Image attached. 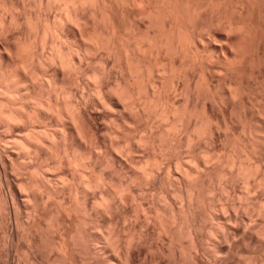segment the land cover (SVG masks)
<instances>
[{"label":"bare ground","instance_id":"1","mask_svg":"<svg viewBox=\"0 0 264 264\" xmlns=\"http://www.w3.org/2000/svg\"><path fill=\"white\" fill-rule=\"evenodd\" d=\"M0 138V264H264V0H0Z\"/></svg>","mask_w":264,"mask_h":264},{"label":"rangeland","instance_id":"2","mask_svg":"<svg viewBox=\"0 0 264 264\" xmlns=\"http://www.w3.org/2000/svg\"><path fill=\"white\" fill-rule=\"evenodd\" d=\"M20 1H23V0H20ZM34 7H36V6H34ZM34 7H32L31 9H32V10H35ZM36 9H38V8H36ZM20 11H21V10H20ZM20 11L18 10L17 12L20 13ZM54 13H55V11H54ZM56 13H58V12L56 11ZM20 14H21V13H20ZM14 26L16 27V25H13V28H14ZM20 27H21V26H20ZM20 27H19V26L16 27V30L13 29V32L15 31V33H16V31H17V33H19V32L21 31L20 29H22L23 26H22L21 28H20ZM17 28H20V29L18 30ZM17 33H16V34H17ZM5 36H6V38L9 37L8 34L5 35ZM92 56H93V55H92ZM21 59H23L22 56H21ZM21 59H20V57H18L17 60H18V61L20 60L18 64H21V63H22L21 61H24V59H23V60H21ZM262 61H263V60H262ZM262 61H261V66H262V63H263ZM98 62H99V61H97V63H98ZM256 63H257V64H256L257 66L255 65V67H257V68L260 67V66H258V65H259V61H258V60L256 61ZM98 64H99V65H98ZM98 64H94V63H93V64L90 65V67L92 68V66H93V68H94V67H95L94 65H97V67H98V66H99V67L101 66L100 68H102L103 65H101L100 62H99ZM214 65H215V64H214ZM111 66H112V67H111ZM111 66H109V68H110V67L112 68V69L110 68L109 75L113 77L114 75L118 74V72H119L120 70H119L117 67H116V69H115V66L112 65V64H111ZM99 67H98V68H99ZM117 69H118V71H117ZM255 69H256V68H255ZM258 69H259V68H258ZM115 70H116V71H115ZM113 71H114V72H113ZM110 73H111V74H110ZM114 73H115V74H114ZM119 73H120V72H119ZM217 77L219 78L218 75H217ZM217 77L215 78L216 80L218 79ZM215 79H214V80H215ZM110 80L112 81V79H110ZM216 80H215V84H216V85H218V84L224 82L223 79H222V80H223L222 82L219 81V80H221V78L218 79L217 81H216ZM249 80L251 81V83H252L253 81H254L253 83H255V76H251L249 79L246 80V82H247V81L250 82ZM246 82H244V83H245V84H244V85H245V86H244L245 88H247L248 85H249V84H246ZM251 83H250V84H251ZM223 84H224V83H223ZM223 84H220V85L222 86ZM78 86H79V85H78ZM78 86L76 85V87H78ZM246 86H247V87H246ZM249 86H251V85H249ZM254 86H255V84L253 85V88H252V86H251V87H248V88L251 89L250 91H252V90L254 91V92H252V93H254L253 95H255V94L258 95V94H257L258 92H257V90H256V88H255ZM82 88H83V89H82ZM248 88H247V89H248ZM78 89H79V91H81V92H82V90H83L84 92H85V90H86V92L88 91L86 88L84 89V87H79ZM249 89H248V90H249ZM248 90H247V91H248ZM250 91H248V93H249ZM255 91H256V92H255ZM84 92H83V93H84ZM86 92H85V93H86ZM252 93H251V94H250V93L248 94V98H249V95L252 96ZM256 97L258 98V96H255V99H256ZM178 98H180L178 101H180V100H182V101L185 100V97H184V96H179ZM251 98H252V97H251ZM253 99H254V98H253ZM253 99H251V100H249V101H251V103H252V102L255 101V100L252 101ZM182 101H180V102H182ZM183 102H184V101H183ZM252 104H254V103H252ZM216 106H217V105H216ZM103 108H105V107H102V108H101V107H100V108L97 107L96 109H93V111L95 110V112H96L97 114H100V117H101L99 120H97V125H98V127H99V128L101 127V128H100V131H99V132H101V133H98V138H99V141L101 142L99 146H101V145H103V144H106V141H105V140L108 139V137H109L107 131L104 130V128H105V126H108V124H109V122H110V120H111V119H110L111 117H109V115H110L111 113H113V111H112V112H111V111L108 112V110H105V109H103ZM220 108H221V107H220ZM102 109H103V110H102ZM221 109H222V108H221ZM221 109H219V110L221 111ZM215 110H216V112H220V111L218 110V106L215 108ZM110 112H111V113H110ZM107 113H108V114H107ZM103 114H104L105 117L102 116ZM105 114L107 115V117H106ZM218 114H219V113H218ZM220 114L223 115V113H220ZM110 116H112V114H111ZM107 122H108V123H107ZM234 123H235V128H236V126L238 127V125L240 126V124H238L237 121L234 122ZM236 124H237V125H236ZM132 125H133V124H132ZM132 125H131V126H132ZM128 126L131 127L130 125H128ZM134 126H135V125H133L130 129H131V130L135 129ZM132 128H133V129H132ZM223 128H224V129H223ZM223 128H221V134L224 135V136H225L226 133H227V134L230 133V132H228V131H231V132L233 131V129H229V130H227V128H226V129H225V127H223ZM238 128H239V127H238ZM1 129H2V128H1ZM102 129H103V130H102ZM136 129H137V126H136ZM2 130H3V129H2ZM105 131H106V132H105ZM1 132H2V131H1ZM3 132H4V131H3ZM225 132H226V133H225ZM4 133H6V132H4ZM4 133H3V134H4ZM106 133H107V134H106ZM6 134H7V133H6ZM227 134H226V135H227ZM101 137L103 138V140H102ZM1 139H2V138H0V149H1V147L4 149L5 146H7V145H5V146H4V145L1 146L2 144H6V143H4L5 141H1ZM101 140H102L103 142H102ZM104 141H105V142H104ZM117 141H119V139H117ZM2 142H3V143H2ZM206 143H208V142H206ZM206 143L204 142L205 146H206ZM8 146H9V145H8ZM207 146H208V144H207ZM102 147H103V146H102ZM184 149H186V150L184 151ZM184 149L182 148V151H183V152L180 150V154L183 155V156H186V157H187V156L189 155V153H188L189 150H188V148H186V147H185ZM104 150H105V149H104V147H103V149H101V151H104ZM187 150H188V151H187ZM1 151H3V150H1ZM1 151H0V152H1ZM181 152H182V153H181ZM184 152L186 153V155H184ZM135 155H136V154H135ZM135 155H134V156H135ZM137 156H140V155H136V157H137ZM102 163H103V164H102ZM99 166H100L101 170H102V168H104L105 171H106V169H108V167H105L106 165H105V162H103V161L100 162ZM116 166H117V165H116ZM111 169H112V168H111ZM111 169H108L107 172H109ZM129 171H130V169L128 170V172H129ZM23 210H24V209H23ZM24 212H25V211H24ZM24 212H23V211L21 212V213H22V214H21V218H22V216H23L22 219H24V218H25V219H24L23 221L20 220V223H21V222H22V223H21V226H20V228H19V230H18V232H20V235H21V236H19V239H17V240H18L17 242L19 243V244H18V251H19L18 253H19V254H17V255H18L19 257H18V256L16 255V253H15V256H13V257H15V258H14V264H31V260H32V258H33V256H30V259H28V258H29L28 255H32V252H31V250L29 249V248H30V246H29V244H28V243H29V238H26V237H28V236H27V235H25V236L23 235V233H24V234H27L26 232L28 231V229L25 228V226L27 227L28 225H27V223H25V222H26V221H29L28 218H26V216H27V215L25 214L26 212H25V213H24ZM24 214H25V215H24ZM21 218H20V219H21ZM2 219H5V218H1V217H0V242H1V243L4 241V239H5V237H6V236H4V235L6 234V232H7V230H8V229H7L8 226H6L4 220L2 221ZM99 219H101V218H99ZM135 219H136V218H135ZM135 219H134V218H131V220H130V218H129V219H127V221H126L125 223L123 222V221H125V220H122V222H123L124 224H122V222H121V224H119V230L121 229V230H122V233H123V230H124V229L122 228V225L124 226V225L127 223L125 226L127 227L128 230L130 229V231H132V230L135 231L136 229H139V231H141L142 228H141V225H140V224H142V220H144V218H143V219H142V218H141V219L139 218V219L141 220V222H137V223H139V224H137V226H136V224L133 223ZM139 219H137V221H140ZM45 220H46V219H45ZM47 220H48V221H47V223H48V222H49V219H47ZM101 220H102V219H101ZM23 222H24V224H23ZM45 222H46V221H45ZM100 223H102V221H101ZM100 223H99V224H100ZM135 223H136V220H135ZM22 224H23V225L26 224V225L23 226ZM102 224H103V223H102ZM130 224H131V225L134 224L135 226L132 225V228H131V227H130V226H131ZM22 226H23V227H22ZM128 226H129V227H128ZM142 226L144 227V228H143L144 231L147 230V228H145L146 226H144V225H142ZM126 227H124V228H125L124 231H126V233H127V232L130 233V235L127 234V237L131 236L132 233H133V234H134V233H135V234H136V233H139L138 230H136L135 232H134V231L129 232V231L126 230ZM136 227H137V228H136ZM134 228H136V229H134ZM2 229H3V230H2ZM21 229H22V230H21ZM26 230H27V231H26ZM93 231H94V232H93ZM93 231H91V232L93 233L94 236H95V235H99V234H101V233H98V229H96V230L93 229ZM95 231H97V233H95ZM100 232H101V231H100ZM126 233H125V234H126ZM125 234L123 233V235H125ZM23 236H24V238H23ZM157 236L159 237L158 240H157V238H158ZM21 237H22V238H21ZM48 237H49V236L47 235V239H48ZM125 237H126V236H125ZM160 237H161V235L159 236V234H158V235H156L155 238L152 239V241H151V242H152V243H151V246H153V247H149L150 244H148L149 246H147V244H146V246H145V245H142V248L140 247V249H141V250H140V255H139V257L137 258V261H138V262H136V264H146L147 261H148V259H146V257L150 256V255H148V254H153V251H154V254H158V253H157L158 251L156 252L155 250H156V248L158 247L159 244H160L159 246H161V243H162V242H161V241H162L161 239L164 240L163 236H162V238H160ZM26 239H27V240H26ZM47 239H45L46 242L50 239V237H49L48 240H47ZM20 241H21V242H20ZM164 241H166V240H164ZM50 243H51V242H50ZM50 243L48 242V244H50ZM155 243H156L157 245H156ZM158 243H159V244H158ZM166 243H167V241H166ZM166 243H164V244H166ZM152 244H153V245H152ZM20 245H21V246H20ZM46 245H47V243H46ZM162 245H163V244H162ZM156 246H157V247H156ZM0 247L2 248V245H1ZM46 247H47V246H46ZM155 247H156V248H155ZM1 248H0V249H1ZM27 248H28V249H27ZM1 250H2V249H1ZM26 250H27V251H26ZM48 250H49V247H48V249H46L44 252H48V253H49L50 251H48ZM29 251H30V252H29ZM27 252H28L29 254H28ZM148 252H149V253H148ZM151 252H152V253H151ZM147 253H148V254H147ZM25 254H26V255H25ZM154 254H153V255H154ZM43 255H46V254H43ZM47 255H48V254H47ZM47 255H46V257H48ZM107 255H109V254H107ZM0 256H1V253H0ZM16 256H17V257H16ZM20 256H21V257H20ZM24 256H25V257H24ZM109 256H110V255H109ZM109 256L106 257V255H105V258H106V259H105L104 257H102V258H103V260L105 259L106 262L108 261L107 264L115 263V262H112V261H113L112 256H110V257H109ZM163 256L165 257V259H162V260H164V261H163V264H167V262H166V261H167V258H166V257H168V253H167V255H163ZM27 257H28V258H27ZM31 257H32V258H31ZM46 257L44 256V258H46ZM3 258H4V257H3ZM109 258H110V259H109ZM111 259H112V261H110ZM1 260H2V259H1ZM3 260H4V259H3ZM3 260H2V261H3ZM15 260H16V261H15ZM28 260H30V262H29ZM46 260H47V259H46ZM146 260H147V261H146ZM18 261H19V262H18ZM21 261H22V262H21ZM148 262H149V261H148ZM164 262H166V263H164ZM147 264H148V263H147ZM149 264H151V263H149Z\"/></svg>","mask_w":264,"mask_h":264}]
</instances>
